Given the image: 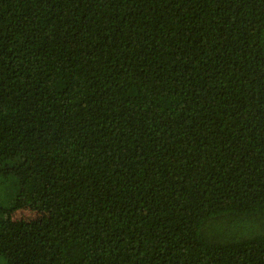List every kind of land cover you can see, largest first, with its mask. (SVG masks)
Listing matches in <instances>:
<instances>
[{
  "label": "trees",
  "instance_id": "16d2710c",
  "mask_svg": "<svg viewBox=\"0 0 264 264\" xmlns=\"http://www.w3.org/2000/svg\"><path fill=\"white\" fill-rule=\"evenodd\" d=\"M0 188V264H264V0H0Z\"/></svg>",
  "mask_w": 264,
  "mask_h": 264
},
{
  "label": "rangeland",
  "instance_id": "374dc122",
  "mask_svg": "<svg viewBox=\"0 0 264 264\" xmlns=\"http://www.w3.org/2000/svg\"><path fill=\"white\" fill-rule=\"evenodd\" d=\"M3 195L4 191L0 188V199L3 198ZM46 215L47 214L45 212L33 211L30 209H22L15 211L12 215V218L14 221L17 222H37L45 218Z\"/></svg>",
  "mask_w": 264,
  "mask_h": 264
}]
</instances>
